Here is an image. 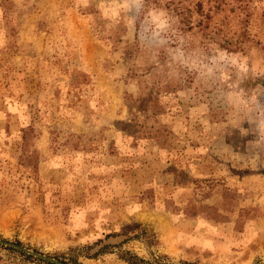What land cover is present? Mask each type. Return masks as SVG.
<instances>
[{
    "label": "rangeland",
    "instance_id": "1",
    "mask_svg": "<svg viewBox=\"0 0 264 264\" xmlns=\"http://www.w3.org/2000/svg\"><path fill=\"white\" fill-rule=\"evenodd\" d=\"M146 1L0 0V241L64 264H264V0ZM188 10L202 31L179 30Z\"/></svg>",
    "mask_w": 264,
    "mask_h": 264
},
{
    "label": "trees",
    "instance_id": "2",
    "mask_svg": "<svg viewBox=\"0 0 264 264\" xmlns=\"http://www.w3.org/2000/svg\"><path fill=\"white\" fill-rule=\"evenodd\" d=\"M144 1H145V3H147L146 0H144ZM3 2H5V1H3ZM213 3H216L215 7H217L218 2L215 0ZM193 12H194V14L201 16L205 20H208V18H209V16L207 14H205V15L202 14V6L199 2L194 4ZM187 13H188L187 14L188 16L183 17V19L178 22L179 24H181V28H179V30L181 32L182 31L185 32L188 30L190 32L195 27L202 31L206 27L207 23L205 21H203L202 19L197 20L195 25H193L192 21H191V19H192L191 14L192 13L190 10H188ZM176 90H177V82H175L173 80H167V81L163 82L162 84L155 86L154 93H159V92H161V93H172V92H175ZM147 97H148L147 99L137 98V99L133 100V104H135V107H137L139 112H143L144 110H147L150 107L153 108L154 105L156 106V104H155L156 99L153 97V95L151 93H148ZM137 128H139V131H140V129H142L141 134L138 133V136L142 137L144 139H154V137H157L154 135L161 134V132L163 131V129H160V130H158V132H155L153 134V132H151L149 129H146L144 125L137 126ZM34 138H35V133H34V130L32 128L27 127V128L21 129V131H20V147H19L20 149L19 150H20V153L21 152L22 153H21L20 157H21V159L26 158L28 164L33 159H35V157H36L35 151L29 150V148L31 147V144H30L31 140H33ZM25 152H27V155L24 154ZM196 182H197V180L189 179V183H196ZM137 229H139V225L135 224V223L129 224V225H124L121 228L119 233L113 234L109 238L113 239L115 241L118 238H121V240L116 245L117 247H119L120 244L130 240L131 238L138 237V235L140 234L141 231L136 232ZM135 232H136V234H135ZM133 233H134V236H133ZM108 243H113V242L108 241L105 244L100 243L101 245H99L98 250L95 253L105 252V249L108 248V245H109ZM16 245H19V244L16 243ZM4 249L12 250L10 248H4ZM19 254L21 256L25 257L26 259H31L29 256H25L21 253H19ZM118 258L123 260L127 264H168L159 256H153L150 259L144 260L142 258H138L135 255L130 254L128 251H121L118 255ZM39 262H41L43 264H49V263L42 262V261H39ZM182 264H189V263H182Z\"/></svg>",
    "mask_w": 264,
    "mask_h": 264
},
{
    "label": "water",
    "instance_id": "3",
    "mask_svg": "<svg viewBox=\"0 0 264 264\" xmlns=\"http://www.w3.org/2000/svg\"><path fill=\"white\" fill-rule=\"evenodd\" d=\"M0 245L4 246V247L11 248V249H14V250H16V251H18L20 253H23V254H25L27 256H30V257H32L34 259L41 260V261L49 263V264H64L62 262H59V261L54 260L52 258L46 257L44 255L32 252L31 250H27L25 248H22L20 246L14 245V244H11L9 242L0 241Z\"/></svg>",
    "mask_w": 264,
    "mask_h": 264
}]
</instances>
